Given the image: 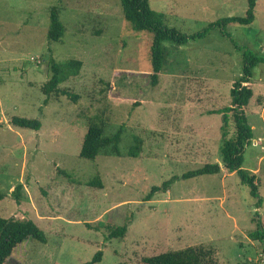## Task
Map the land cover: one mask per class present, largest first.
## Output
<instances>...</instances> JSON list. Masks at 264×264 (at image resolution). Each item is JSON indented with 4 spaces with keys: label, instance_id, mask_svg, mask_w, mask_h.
I'll list each match as a JSON object with an SVG mask.
<instances>
[{
    "label": "rangeland",
    "instance_id": "1",
    "mask_svg": "<svg viewBox=\"0 0 264 264\" xmlns=\"http://www.w3.org/2000/svg\"><path fill=\"white\" fill-rule=\"evenodd\" d=\"M148 1L186 35L247 10V0ZM51 7L65 28L58 43L47 40ZM254 14L250 27H226L230 39L211 30L182 48L166 44L163 73L152 87V35L131 29L120 0H0V218L31 220L47 238L45 245L22 243L5 264H84L98 251L97 264H141L202 244L220 264H264V244L248 237L256 223L264 229V63L250 75L253 141L243 164L256 177L260 208L236 174L180 179L219 161L221 120L210 113L229 105L244 53L264 58V0ZM49 57L82 62L79 75L60 85L78 96L76 103L52 96L43 105ZM12 117L42 126L13 127ZM93 119L107 137L122 128L120 156L107 149L95 161L79 157ZM135 136L142 150L129 158ZM175 177L168 192L145 200ZM95 178L101 189L86 185ZM124 225V238H106Z\"/></svg>",
    "mask_w": 264,
    "mask_h": 264
},
{
    "label": "trees",
    "instance_id": "2",
    "mask_svg": "<svg viewBox=\"0 0 264 264\" xmlns=\"http://www.w3.org/2000/svg\"><path fill=\"white\" fill-rule=\"evenodd\" d=\"M258 0H247V10L243 17H228L218 19L205 27L201 32L186 35L181 33L175 27L167 25L165 14L151 9L148 0H120L123 19L128 22L131 29L135 32H147L152 35L150 47V85L155 87L160 80V74L166 63L167 49L170 47L182 48L189 42L204 39L211 30H218L223 37L230 39L226 27L237 24L244 27H250L254 23V10ZM49 27L47 31V40L49 43L61 42L65 28L59 19V9L51 7L49 11ZM50 67L51 78L41 87V92L45 96L43 105H47L52 96H63L69 98L74 103L78 96L68 90L61 89L60 85L71 78L77 77L82 68V62L79 60H68L57 63L52 57L47 59ZM264 63V58L246 51L243 55V68L241 75L234 82L230 90V103L221 109L214 110L210 114L219 115L221 125L219 128L220 139L218 145L219 161L214 164H205L201 168L183 174L180 179L187 180L199 176H211L221 174L226 171L228 174H236L241 183L248 187L250 195L257 199V208H260L261 201L258 197V187L255 183L256 177L251 172L243 169L244 152L253 141V132L248 124L246 111L253 98V91L249 87L251 82L252 70L259 64ZM10 125L20 129L39 131L41 122L37 119H26L21 117H12ZM104 125L101 120L93 119L90 121L87 132L84 136L79 157L83 160L95 161V159L105 150L110 149L114 155L120 156L119 145L121 142L122 128L110 137L104 134ZM143 141L141 138L133 137V145L129 148L127 156L137 158L142 150ZM179 178L175 177L164 182L160 187L151 188L146 197L150 201L159 193L169 191L170 185ZM86 185L101 189V182L95 178ZM22 186H18L13 194L17 204L20 202ZM5 197L0 193V201ZM255 219H253V222ZM88 229L99 231V227H91L86 224ZM127 231V225L118 227L110 232L106 237L108 240L122 239ZM252 241L264 244V229L260 223H256V230L248 236ZM46 236L42 230L31 220H17L14 218H0V264L11 257L13 251L27 240L37 241L40 244H46ZM102 259V252L98 251L93 259L84 264H97ZM141 264H220L215 250L210 246L188 247L179 251H170L157 256L143 258Z\"/></svg>",
    "mask_w": 264,
    "mask_h": 264
}]
</instances>
